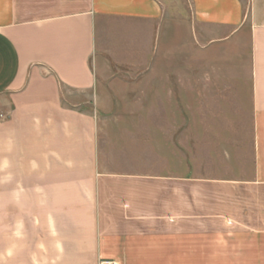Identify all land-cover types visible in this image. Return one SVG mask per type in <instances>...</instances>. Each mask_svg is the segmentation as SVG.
Listing matches in <instances>:
<instances>
[{"label": "crops", "instance_id": "1", "mask_svg": "<svg viewBox=\"0 0 264 264\" xmlns=\"http://www.w3.org/2000/svg\"><path fill=\"white\" fill-rule=\"evenodd\" d=\"M0 194L6 264H264V0H0Z\"/></svg>", "mask_w": 264, "mask_h": 264}, {"label": "rangeland", "instance_id": "2", "mask_svg": "<svg viewBox=\"0 0 264 264\" xmlns=\"http://www.w3.org/2000/svg\"><path fill=\"white\" fill-rule=\"evenodd\" d=\"M172 14L179 16V18L186 16L189 17L191 10L189 9L187 3L180 5L179 4L176 6H174L172 4V6L170 7ZM183 25H186V22L182 23ZM247 35L244 34V36L241 37V42L240 45L242 47V51H241V56H242V70H243V74L245 75L246 73L249 72V51L247 49L248 45H247ZM188 56V57H187ZM230 56L232 58V51L230 52ZM180 59L182 58V62L185 63L186 61V57H187V61L188 63H192V70H186L185 65L183 67L180 68V77L184 78L187 76H194L196 78L201 77L203 75V73H211V75H215L216 70L213 69H208L206 66L208 65V60L205 59V61H203V55L201 52L198 51H194V53H188V54H184L183 56H179ZM190 61V62H189ZM209 61H211V65H212V61H213V56L210 55ZM190 63V66H191ZM185 68V69H184ZM229 69V68H228ZM230 70V69H229ZM82 97V96H79ZM78 97V98H79ZM79 99H71L70 101H75V102H79ZM198 103L195 102H184L180 104L181 107V113H182V118H181V123L183 124V134L181 136V138L183 139V148H184V152L186 153V156H188L190 158V161L192 160V155H193V149H194V144L197 143V140L201 143L203 141H209V140H221L223 139L222 137V133H217L213 134V133H205V132H201L199 134L196 133H192V130L194 129L192 126L194 125H202L201 124V119L199 118H192L190 117V114H194L197 115L198 114V107H197ZM150 108L152 106H140V107H118V108H113L115 110V114L117 117V122L113 123V130L115 131H123L125 132L127 129H132V128H136L138 129V122H137V117L134 120L132 118V115H135L136 113H140L143 111L142 108ZM112 109V108H111ZM107 110V109H106ZM110 110V109H108ZM204 118V117H203ZM196 120L198 123H196ZM204 121V120H203ZM140 126V125H139ZM142 127V126H140ZM202 128V127H201ZM200 128V129H201ZM235 136H239L242 138H245V136H247L246 138L249 137V130L247 129L246 132H233ZM245 135V136H244ZM2 195L0 194V251L1 250H6L5 249V242H4V229H5V211L2 209ZM9 213V211H7ZM6 212V213H7ZM14 217V214L12 215ZM36 236V235H35ZM2 239V241H1ZM30 244H32V248L34 249L31 253L32 258H37V245H38V241L37 238L33 236V239L31 240ZM31 248V247H30ZM0 262L3 264H6V260L3 259V261H1L0 258ZM0 263V264H1Z\"/></svg>", "mask_w": 264, "mask_h": 264}, {"label": "built area", "instance_id": "3", "mask_svg": "<svg viewBox=\"0 0 264 264\" xmlns=\"http://www.w3.org/2000/svg\"><path fill=\"white\" fill-rule=\"evenodd\" d=\"M100 264H118L116 261L111 260H102Z\"/></svg>", "mask_w": 264, "mask_h": 264}]
</instances>
